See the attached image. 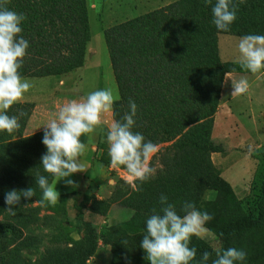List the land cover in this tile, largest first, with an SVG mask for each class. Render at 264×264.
<instances>
[{
	"label": "trees",
	"instance_id": "1",
	"mask_svg": "<svg viewBox=\"0 0 264 264\" xmlns=\"http://www.w3.org/2000/svg\"><path fill=\"white\" fill-rule=\"evenodd\" d=\"M86 2L8 0L10 10L26 17L21 35L29 47L19 69L21 77L56 76L83 66L90 39ZM215 3L174 0L103 29L123 115L130 111L129 100L134 101L137 114L132 131L156 146L161 144L150 160L152 167L158 165L156 173L142 184V191L130 186L118 195V204L132 211L127 218L100 231L89 228L69 247L48 250L36 260L23 254L42 240L30 226L39 217L28 211L33 202L40 203L43 198L37 178L45 176L50 185L54 177L41 165L47 151L42 142L35 160L22 163L26 138L21 133L34 103L17 102L7 110L9 116L18 117L20 128L12 134L0 131V235L6 242L0 246V264H87L97 239L110 246L109 264H150L140 243L152 210H160L161 194L181 216L185 201L212 215L207 224L220 247L245 251L242 264H264V176L254 209L244 211L211 157L213 152H224L211 137L224 75L250 72L239 61L221 59L218 35H264V0H246L240 5L237 19L226 32L212 23ZM30 187L35 196L22 198L16 214H9L5 193ZM208 192L212 198H206ZM109 207L105 199L90 201V210L99 215H105ZM190 247H195L197 254L189 264H202L205 251L210 253L206 264L216 259V248L207 241L193 236Z\"/></svg>",
	"mask_w": 264,
	"mask_h": 264
},
{
	"label": "rangeland",
	"instance_id": "2",
	"mask_svg": "<svg viewBox=\"0 0 264 264\" xmlns=\"http://www.w3.org/2000/svg\"><path fill=\"white\" fill-rule=\"evenodd\" d=\"M86 1L90 39L86 44L83 66L56 76L22 78L31 83L30 90L36 93L38 107L44 106L47 111L45 126L56 118L59 109L69 101H79L86 98L89 93L102 89H111L118 97L113 105L115 115L104 114L101 128L92 134L91 138L81 137L82 142L94 144L101 150L95 151L93 155H87L85 152L84 160L81 161L87 170L75 173L68 178L78 184V187L71 188L65 184L64 180L56 183L54 178L50 186L55 187L59 193L58 203L53 206L44 201L43 204L33 202L30 205L31 209L28 212L35 213L39 217V220L30 224L31 229L42 235L40 243L23 250V254L32 260L39 259L48 250L65 249L71 245L73 239L81 237L87 229L93 228L100 231L115 220L127 218L132 212L118 204V195L129 190L128 174L123 167L113 168L108 154V127L113 119L120 121L124 115L103 39V29L170 2ZM219 36L221 59L234 58L240 61L238 45L242 37L232 34H219ZM236 77L239 78L234 74L224 76L211 134L213 141L220 144L224 152L214 153L213 160L219 168L220 175L232 186L242 209L248 212L254 209L264 176V115L255 113L247 99L245 102L243 96L247 93L232 94L233 85L239 81ZM247 77H251L257 83L264 81V69L255 74L249 72ZM248 83L250 89L252 84ZM259 87L260 85L256 84L253 89L257 94L261 93ZM238 96L241 98H236ZM26 98L27 96L24 95V99ZM252 100L254 101V98ZM255 125L260 129H255ZM43 133L44 131L36 132L26 138L22 163L35 160ZM248 145L253 146L252 152L248 151ZM157 166L155 165V168ZM212 196V192L206 193V198H212ZM93 198L110 202L109 210L105 215H99L90 210V201ZM205 227L209 231L202 240L209 242L215 248L220 247L211 226L206 223ZM5 243L0 235V246ZM109 259L110 246L97 239L95 252L88 258L87 264H109Z\"/></svg>",
	"mask_w": 264,
	"mask_h": 264
},
{
	"label": "clouds",
	"instance_id": "3",
	"mask_svg": "<svg viewBox=\"0 0 264 264\" xmlns=\"http://www.w3.org/2000/svg\"><path fill=\"white\" fill-rule=\"evenodd\" d=\"M246 0H216L212 7V23L219 31H229L237 19V10ZM211 3V0H206ZM8 0H0V131L12 134L20 128L17 116H9L7 110L24 99L32 87L22 78L19 72L27 55L29 42L21 35V24L26 19L24 14L10 10ZM240 66L255 74L264 69V35H245L240 39ZM249 83L241 79L233 85L234 95H243L249 90ZM118 97L111 89L96 90L79 101L72 100L62 106L56 118L44 126L42 143L47 151L41 157V165L51 174L56 183L64 180L71 188L78 187L68 179L75 173L86 171L81 157L86 145L82 136L94 134L103 124L102 116L112 114L113 105ZM130 111L122 121L112 120L107 131L108 154L113 168L123 167L128 174V181L133 191H142V184L154 178L156 168L150 165L151 158L157 152V146L139 132H133L137 105L129 100ZM23 115V113H21ZM252 152L253 146H247ZM139 181V183H136ZM36 183L42 191L41 204L47 201L56 205L59 193L49 185L48 179L40 175ZM56 185V184H55ZM35 196L33 188L15 189L5 193L6 211L15 215L16 206L21 199L29 200ZM160 210H152L146 220V234L140 247L146 253L145 259L150 264H189L197 254L195 247H190L191 238H204L208 234L206 223L213 219L207 212L198 210L194 203L185 201L181 207L183 216L179 215L176 206L168 202V197H159ZM216 259L212 264H237L245 261L246 252L231 247L215 249ZM210 253L203 252L202 264L209 260Z\"/></svg>",
	"mask_w": 264,
	"mask_h": 264
},
{
	"label": "crops",
	"instance_id": "4",
	"mask_svg": "<svg viewBox=\"0 0 264 264\" xmlns=\"http://www.w3.org/2000/svg\"><path fill=\"white\" fill-rule=\"evenodd\" d=\"M147 1H153V2H163L166 1L168 2H172L174 0H147ZM158 8V7H157ZM219 38L220 36L218 35V46H219ZM220 46H219V55L220 57H222V55L220 54ZM225 61H239V60H234V58H226ZM249 72H227L225 73V75H237L239 76L236 77L238 78L237 80H241V79H246L248 82H250L251 88L248 90L246 96H243L245 102L247 99V102L249 103L251 109L255 112V113H262V115H264V81L261 82H255V80L251 79V77H247ZM224 75V76H225ZM46 77H50V76H46ZM253 80V81H252ZM252 82V83H251ZM256 84H259L260 87L258 89L261 90L260 94H257L256 91H253L254 86ZM25 95L27 96L26 99H23L21 102L23 101H30L34 103V108L32 110V113L27 121L26 124V128L25 130L21 133L22 136H24L25 138H27L28 136H31L32 134L36 133V132H43L44 126H45V122H46V116H47V111L46 109H44V106H41V108H39V104H38V98L36 97V93L34 91L29 90L27 93H25ZM236 98H241V96H238ZM254 98V101L252 100ZM253 102V103H252ZM256 104V105H254ZM46 105V104H45ZM233 108V107H232ZM233 113V111H232ZM255 129H260L257 125L254 126ZM86 145V150L85 152H87V155H93V153L95 151L100 152V148H96V146L94 144H87ZM98 147V146H97ZM214 153H221V152H213L211 154L212 160H213V154ZM85 154V153H84ZM84 155L81 157V160H84ZM214 162V160H213ZM215 164V162H214ZM216 165V164H215Z\"/></svg>",
	"mask_w": 264,
	"mask_h": 264
}]
</instances>
